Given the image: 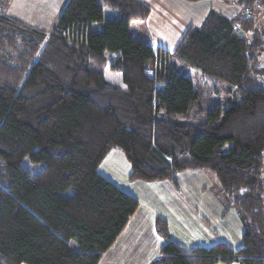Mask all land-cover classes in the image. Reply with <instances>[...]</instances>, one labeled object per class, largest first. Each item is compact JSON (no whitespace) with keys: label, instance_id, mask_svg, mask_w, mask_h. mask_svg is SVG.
Listing matches in <instances>:
<instances>
[{"label":"trees","instance_id":"1","mask_svg":"<svg viewBox=\"0 0 264 264\" xmlns=\"http://www.w3.org/2000/svg\"><path fill=\"white\" fill-rule=\"evenodd\" d=\"M9 2L0 0V264H98L138 205L98 170L111 149L128 161L130 181L211 172L242 224L235 250L217 242L185 251L157 217L165 243L149 264H264L256 9L233 18L210 10L167 54L133 35L130 23L150 12L140 0H66L49 32L5 14ZM101 2L119 17L103 20ZM107 53L122 86L104 77ZM176 65L235 90L202 106ZM25 157L44 165L31 173Z\"/></svg>","mask_w":264,"mask_h":264},{"label":"crops","instance_id":"2","mask_svg":"<svg viewBox=\"0 0 264 264\" xmlns=\"http://www.w3.org/2000/svg\"><path fill=\"white\" fill-rule=\"evenodd\" d=\"M13 1L7 12L18 17L12 9ZM65 1L32 0L31 7L35 8H29L22 20L29 21V16L34 13H42L44 20L57 17ZM140 1L149 7L150 12L145 19L135 20V24L144 26L146 35L171 54L185 30L189 26H199L210 10L233 18L241 13L247 0ZM169 38L173 39L171 51L167 50ZM114 150L106 154L98 170L135 197L138 205L98 264H149L165 243L155 229L157 217L166 221L170 239L185 251L209 247L217 242H225L233 250L241 246V221L235 209L230 207L225 210L222 202L215 197L218 190L215 176L205 173L206 170H184L174 176L176 184L170 180L130 181L128 161L119 150ZM214 264L226 263L219 261Z\"/></svg>","mask_w":264,"mask_h":264},{"label":"rangeland","instance_id":"3","mask_svg":"<svg viewBox=\"0 0 264 264\" xmlns=\"http://www.w3.org/2000/svg\"><path fill=\"white\" fill-rule=\"evenodd\" d=\"M261 6L256 9L255 13V27L258 31V33L261 35V37L264 40V0L259 1ZM11 3V0L9 4ZM9 4L7 6L5 14L10 16L7 12ZM32 0H15L13 1L12 9L14 12H17V16L15 17L19 20H22V18L25 16L26 11L29 8H35V6L31 7ZM102 8H103V20L107 19H114L119 17V13L117 11L112 10L105 4L101 2ZM14 17V16H11ZM31 19L29 21L22 20L28 24L35 25L38 27L43 28L47 32H49L52 27L55 25L57 17H54L49 20H44V16L42 13L35 14L33 16H29ZM137 22L132 21L130 26L133 29V35L137 38L141 39H147L149 36L146 35V31L144 26H141L140 24H135ZM100 25V24H99ZM150 39V38H149ZM168 40V41H167ZM166 41L168 42V48L167 50L171 51L173 46V39L169 38ZM165 41V42H166ZM175 42V41H174ZM114 57V54L107 53L106 54V61H105V70H104V77L106 80H108L111 83H115L122 86L120 74L116 71H113L109 68L110 60H112ZM171 58V56H170ZM172 60V58H171ZM178 68V71L181 72L184 75H187L192 79V81L195 84V88L197 89L199 99L198 103L202 106L208 107L212 106L214 103H216L218 100L223 99L227 95H232L235 88L232 86L227 85L226 82L213 78L207 75L202 74L200 71L190 68V67H182L179 65H176ZM264 71V52L259 57V60L257 63L252 65V71L251 75L256 79L257 85L261 86L264 89V75L257 73L260 71ZM256 71V72H255ZM158 90H161L162 88L158 85L156 86ZM231 91V92H229ZM197 111V106H194L191 110V113L194 114ZM118 151V150H114ZM120 153V152H119ZM121 157V156H120ZM107 161V160H106ZM22 164L25 167H28L31 173H36L43 165V162L40 163H31L28 158H23ZM205 173H209L211 176L214 177V175L211 172L206 171ZM206 180V179H205ZM260 181L264 184V156H263V166L261 168L260 173ZM205 183L209 184L210 181H206ZM211 184V183H210ZM263 203H264V192L262 193ZM216 198H218L222 202V193H220L218 190L216 191ZM234 209V208H233ZM236 213V212H235ZM237 217V216H235ZM234 244V243H233ZM236 247L237 245H232Z\"/></svg>","mask_w":264,"mask_h":264},{"label":"built area","instance_id":"4","mask_svg":"<svg viewBox=\"0 0 264 264\" xmlns=\"http://www.w3.org/2000/svg\"><path fill=\"white\" fill-rule=\"evenodd\" d=\"M260 0H250L248 5H245L242 9V14L245 17H250L253 13V10L258 9L260 7ZM234 30L237 32H241L240 26L238 24H234Z\"/></svg>","mask_w":264,"mask_h":264}]
</instances>
